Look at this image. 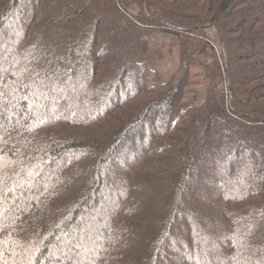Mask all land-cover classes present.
<instances>
[{"label": "trees", "instance_id": "16d2710c", "mask_svg": "<svg viewBox=\"0 0 264 264\" xmlns=\"http://www.w3.org/2000/svg\"><path fill=\"white\" fill-rule=\"evenodd\" d=\"M0 264H264V0H0Z\"/></svg>", "mask_w": 264, "mask_h": 264}, {"label": "rangeland", "instance_id": "374dc122", "mask_svg": "<svg viewBox=\"0 0 264 264\" xmlns=\"http://www.w3.org/2000/svg\"><path fill=\"white\" fill-rule=\"evenodd\" d=\"M206 33L211 42L215 44L217 49H219L214 33L210 29H207ZM107 37V35H104L102 38L103 40L101 39L100 46L96 49L98 52L109 46L107 40H104ZM10 42L11 41L8 43ZM177 45L178 38L175 35L165 32H155L150 40L149 49L145 53L139 54L138 59L140 61L145 60L149 67L156 70L163 81L168 80L179 65ZM1 49H3V47ZM200 69L201 68H199L198 64H194L191 68L192 75L190 82L185 88L182 99L184 104L192 101L200 103L206 96L208 80L205 79L202 70ZM85 86L86 85H80L78 88L79 90H84ZM212 150L216 152L217 148L213 146ZM80 259L81 256L79 257V260Z\"/></svg>", "mask_w": 264, "mask_h": 264}]
</instances>
